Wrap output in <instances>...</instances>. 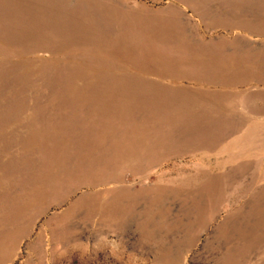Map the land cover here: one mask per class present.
Masks as SVG:
<instances>
[{"label": "rangeland", "instance_id": "rangeland-1", "mask_svg": "<svg viewBox=\"0 0 264 264\" xmlns=\"http://www.w3.org/2000/svg\"><path fill=\"white\" fill-rule=\"evenodd\" d=\"M0 264H264V0H0Z\"/></svg>", "mask_w": 264, "mask_h": 264}, {"label": "clouds", "instance_id": "clouds-1", "mask_svg": "<svg viewBox=\"0 0 264 264\" xmlns=\"http://www.w3.org/2000/svg\"><path fill=\"white\" fill-rule=\"evenodd\" d=\"M98 239H101V238L98 237Z\"/></svg>", "mask_w": 264, "mask_h": 264}]
</instances>
